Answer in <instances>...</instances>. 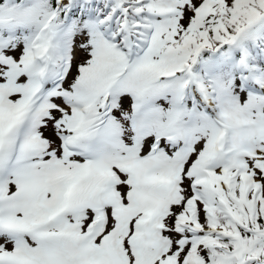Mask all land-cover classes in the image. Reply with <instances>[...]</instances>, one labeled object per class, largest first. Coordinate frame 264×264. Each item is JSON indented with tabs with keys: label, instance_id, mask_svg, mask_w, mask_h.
Here are the masks:
<instances>
[{
	"label": "snow or ice",
	"instance_id": "1",
	"mask_svg": "<svg viewBox=\"0 0 264 264\" xmlns=\"http://www.w3.org/2000/svg\"><path fill=\"white\" fill-rule=\"evenodd\" d=\"M0 264H264V0H0Z\"/></svg>",
	"mask_w": 264,
	"mask_h": 264
}]
</instances>
